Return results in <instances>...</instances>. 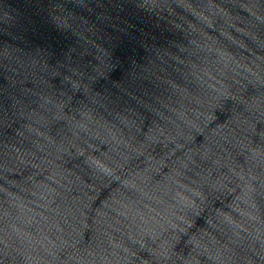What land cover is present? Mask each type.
Returning <instances> with one entry per match:
<instances>
[{
  "label": "water",
  "instance_id": "water-1",
  "mask_svg": "<svg viewBox=\"0 0 264 264\" xmlns=\"http://www.w3.org/2000/svg\"><path fill=\"white\" fill-rule=\"evenodd\" d=\"M0 264H264V0H0Z\"/></svg>",
  "mask_w": 264,
  "mask_h": 264
}]
</instances>
